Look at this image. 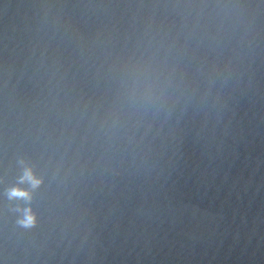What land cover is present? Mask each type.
Listing matches in <instances>:
<instances>
[{"label":"water","instance_id":"95a60500","mask_svg":"<svg viewBox=\"0 0 264 264\" xmlns=\"http://www.w3.org/2000/svg\"><path fill=\"white\" fill-rule=\"evenodd\" d=\"M0 264H264V0H0Z\"/></svg>","mask_w":264,"mask_h":264},{"label":"clouds","instance_id":"9594fccd","mask_svg":"<svg viewBox=\"0 0 264 264\" xmlns=\"http://www.w3.org/2000/svg\"><path fill=\"white\" fill-rule=\"evenodd\" d=\"M21 181L27 180L31 183L32 187H36L41 182L40 179L33 175L30 168H25L24 175L20 178ZM9 197H22V198H30V195L27 190L13 187L9 190L8 193ZM20 223L24 224L25 226H30L34 223V216L31 213L30 209H25V216L23 219L20 220Z\"/></svg>","mask_w":264,"mask_h":264}]
</instances>
